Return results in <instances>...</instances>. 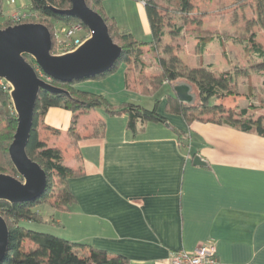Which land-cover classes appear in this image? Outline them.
Here are the masks:
<instances>
[{
    "label": "crops",
    "instance_id": "obj_1",
    "mask_svg": "<svg viewBox=\"0 0 264 264\" xmlns=\"http://www.w3.org/2000/svg\"><path fill=\"white\" fill-rule=\"evenodd\" d=\"M122 12L128 18L129 9ZM134 12L144 37H151L145 7L135 6ZM122 30L139 41L131 27ZM145 57L155 65L151 76L157 75V63ZM123 67L78 88L109 99L110 108L143 96L140 87L125 83ZM164 107L161 100L158 113L166 123L137 122V135L126 129V114L108 115L97 107L106 118L126 117L120 136L99 115L92 116L96 108L47 112L40 141L60 150L64 165L81 172L67 182L74 199L69 210L50 208L58 215L52 217L54 224L68 234L63 239L123 256L128 264H170L173 252H192L201 245L215 246L217 264H264V136L224 124L187 125ZM151 123L155 130L147 136ZM159 124L169 134L161 133ZM71 127L76 144L68 134ZM175 130L183 133L186 145H180ZM195 156L206 165H194Z\"/></svg>",
    "mask_w": 264,
    "mask_h": 264
},
{
    "label": "trees",
    "instance_id": "obj_2",
    "mask_svg": "<svg viewBox=\"0 0 264 264\" xmlns=\"http://www.w3.org/2000/svg\"><path fill=\"white\" fill-rule=\"evenodd\" d=\"M253 1L258 7V13L262 15L264 0ZM102 2L103 0H86L87 6L102 16L107 25L109 36L121 47L122 54L115 65L103 74L66 83L54 80L47 82L63 89L66 94L39 92L25 151L28 158L44 171L47 178L46 188L43 195L33 202L16 204L0 202V216L4 219L9 233L7 252L0 264H128V260L123 256L110 255L86 244L73 243L53 235L33 232L22 227L21 223H43L42 217L33 210L37 206L49 205L55 209L69 210L74 199L67 182L81 176L80 171H75L64 165L60 150L47 147L39 139L40 125L50 109L60 108L75 113L103 107L108 115L126 114V129L133 135H137L140 131L136 127L137 122L142 125L149 122L166 123V119L158 113L161 100H155L150 110L130 103H123L118 108H110L104 97L78 88L85 81H101L109 77L116 72L120 63L126 65L131 61L140 62L144 47L148 49L150 56L157 63L159 73L150 77L139 76L138 86L143 96H154L162 85L172 87L176 84H185L190 88L191 93L193 90L196 91V94H192L193 102L182 104L175 95L169 96L165 101L164 111L166 113L181 117L187 125L194 121L224 124L242 133L264 136L262 119L252 118L253 111L245 108L241 109L236 116H232L225 111L220 103L224 98L234 95L230 89L234 77L230 72H221L216 76L210 67L190 68L184 65L179 57L178 48L174 46V42L178 39L177 35L182 31V28L176 29L171 26L168 19L165 20V16L171 8L174 12L179 13L182 19L188 17L193 10L191 0H151L147 3L145 12L151 32L150 40L147 42L137 41L130 34L121 32L112 18L101 15ZM30 6L33 13L38 15L42 21L65 24L80 23L75 18L60 15L54 11L68 9L70 7L69 0H30ZM1 14L2 0H0V16ZM196 25L200 26L201 22L198 20ZM83 28L87 31L84 26ZM196 29L200 33L203 31L200 28ZM205 37L197 36L196 47L200 56L203 55L207 44L211 41V38ZM166 39H169V42H166ZM253 51L264 61V53L260 48L254 46ZM162 56H166L168 59L162 58ZM24 58L36 70L37 66L32 58L26 55ZM3 83L5 86L7 85L4 81ZM3 87L0 85V174L17 178L18 174L11 164L8 154L17 122L8 96L9 86L8 90H4ZM209 115L218 118L203 120L205 116ZM103 127L104 123L100 122L101 130ZM175 132L180 145H186L187 139L182 135L183 133L177 130ZM68 134L72 144H76L78 138L75 128L71 127ZM55 186L59 187L57 192H55ZM25 243H28V249L24 248Z\"/></svg>",
    "mask_w": 264,
    "mask_h": 264
},
{
    "label": "rangeland",
    "instance_id": "obj_3",
    "mask_svg": "<svg viewBox=\"0 0 264 264\" xmlns=\"http://www.w3.org/2000/svg\"><path fill=\"white\" fill-rule=\"evenodd\" d=\"M191 5L193 6V10L184 19L171 8L166 12L165 16V20L167 21L168 19L171 26H174L176 29L182 28V31L177 35L178 39L174 42V46L178 48V55H181L180 58H182L183 64L190 68L200 66L210 67L216 76L221 72H230L234 77V81L230 85V89L234 92V95L221 100L220 103L223 108L232 116H236L241 109L248 108L253 111L252 118L262 119V124L264 125V61L253 51L255 46L256 48H260L264 53V13L262 12V15L258 13V7L253 0H191ZM135 6L141 7L139 3L133 0H103L102 9L100 10L101 15L105 17H116L117 21L115 20V23H117L116 25L117 27L119 26L118 29L121 32L123 31V27H131L139 41L147 42L150 40V37H144L142 33L138 18L134 12ZM127 8L129 9L128 18L125 15L126 12H122ZM16 12L33 13L30 0H14L13 4L9 0H2L0 29L14 26L12 21H10V16ZM120 12L122 13L120 14ZM198 20L201 22L200 26L196 25ZM25 23L42 24L48 28L50 34L52 30L51 26L57 29V31L61 27L54 21H42L38 15L36 19L33 18ZM196 28H200L203 31L200 33ZM85 35L86 33H83L82 36L85 37ZM197 36L211 38L202 56H200L196 47L198 44ZM59 39L61 37L58 35L57 40ZM166 42H169V39H166ZM114 43L117 44V42ZM55 52V50H52V53ZM145 53L149 54L147 49L142 50L141 56V61H145V64L141 61L137 63L131 61L121 69L123 70V74L128 78L125 83H128L129 88L137 89L139 87L138 78L140 75L150 77L156 72L154 62L151 58L146 59ZM120 65L122 66L123 63H120ZM110 83H114V80H111ZM79 86L82 85L80 84ZM9 92L8 90V96ZM194 93L196 94L195 90L191 94L194 95ZM173 95L174 92L171 86L162 85L152 98L140 95L135 97L130 96L127 97V102L150 110L153 107L154 100L165 102L169 96ZM107 101L110 102L109 99ZM11 108L15 115L12 103ZM94 110L96 113H93L92 116L99 115L98 117L108 123V130L118 133L115 135L120 136L119 133L122 132L126 117L122 115L110 119L103 115L101 108ZM160 112L162 113L163 110L160 109ZM212 118L217 119L218 117L209 115L205 116L203 120ZM148 126L146 135L150 136L155 129H153L152 123L148 124ZM156 126H159L158 128L161 130V133L169 134V131L162 125ZM54 182L56 183L57 181L55 180ZM58 189L59 187L55 186V192ZM51 201H54L53 198ZM50 208L52 207L49 205H41L33 209L35 213L42 216L43 223L23 222L21 226L37 233L61 238L68 237V234L62 231V225L54 224L52 217L56 219L58 215L52 214ZM28 247V243H25L24 248L28 249Z\"/></svg>",
    "mask_w": 264,
    "mask_h": 264
},
{
    "label": "water",
    "instance_id": "obj_4",
    "mask_svg": "<svg viewBox=\"0 0 264 264\" xmlns=\"http://www.w3.org/2000/svg\"><path fill=\"white\" fill-rule=\"evenodd\" d=\"M70 7L54 10L56 13L77 19L91 35L73 51L51 54L52 41L48 28L38 23H24L0 29V80L9 86V98L15 115L16 129L8 154L18 177L0 174V202L28 203L39 199L46 188L44 171L26 154V145L32 128L35 104L40 91L66 94L38 77L25 60L29 56L42 74L57 82L83 80L110 70L122 54L108 33L102 16L90 9L86 0H69ZM175 97L182 104H190L194 96L185 84L172 86ZM168 127V124H165ZM194 165L206 163L199 157ZM8 228L0 216V263L8 246Z\"/></svg>",
    "mask_w": 264,
    "mask_h": 264
},
{
    "label": "built area",
    "instance_id": "obj_5",
    "mask_svg": "<svg viewBox=\"0 0 264 264\" xmlns=\"http://www.w3.org/2000/svg\"><path fill=\"white\" fill-rule=\"evenodd\" d=\"M139 3L141 6L145 7L147 3L151 0H133ZM11 4L14 3V0H9ZM37 18V15L34 13H21L16 12L10 16V21L13 25L22 24L29 22L31 19ZM61 27L57 31L54 29L51 24V41L52 49L51 54H63L70 52L80 46L86 39L91 35L90 31H86L80 23H61L56 22ZM83 33H86L85 37L82 36ZM60 36L61 39L57 40V36ZM52 50H55V53H52ZM36 73L39 77L44 78L46 82H50V79L42 74L39 68H36ZM0 85L4 86V90H8V86L0 81ZM170 264H217L218 258L216 255L215 246L213 245H201L195 248L192 252H186L183 250L173 252L170 256Z\"/></svg>",
    "mask_w": 264,
    "mask_h": 264
}]
</instances>
